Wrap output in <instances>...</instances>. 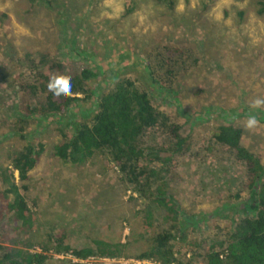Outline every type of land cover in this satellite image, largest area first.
Instances as JSON below:
<instances>
[{
	"label": "rangeland",
	"instance_id": "1",
	"mask_svg": "<svg viewBox=\"0 0 264 264\" xmlns=\"http://www.w3.org/2000/svg\"><path fill=\"white\" fill-rule=\"evenodd\" d=\"M259 2L264 0H173L169 7L154 0H54L53 6L0 0V165L24 142L43 144L24 194L35 214L34 226L14 238L45 242L47 234L60 229L66 243L80 247L100 235L99 219L104 216L121 229V242L131 237L127 253L145 247L135 205L128 200L130 191L123 192L104 156L97 153L76 166L54 155L58 128L66 118L36 114L24 127V140L15 134L13 96L26 79L20 81V65L9 58L6 45L19 58L26 51L47 53L68 67L85 65L98 72L89 82L93 94L69 109L68 119L89 117L93 99L116 78H133L149 91L153 104L190 136L189 150L170 168L171 189L188 237L215 236L249 213L243 166L209 140V134L220 123H233L242 129L244 146L264 163V104L255 106L264 100V14L257 13ZM126 5L132 8L129 12ZM165 44L182 51L171 56L180 71L170 77L169 91L151 84L144 66L150 57L159 72L156 63L166 57ZM250 116L257 120L251 128L246 126ZM34 244L29 250L39 247ZM176 248L185 250L181 241ZM125 258L90 263L121 264ZM68 259L77 262L53 255L46 264H67Z\"/></svg>",
	"mask_w": 264,
	"mask_h": 264
},
{
	"label": "trees",
	"instance_id": "2",
	"mask_svg": "<svg viewBox=\"0 0 264 264\" xmlns=\"http://www.w3.org/2000/svg\"><path fill=\"white\" fill-rule=\"evenodd\" d=\"M154 1L173 7V0ZM30 2L53 6L54 0ZM259 4L257 13L261 15L264 2ZM126 6L129 12L132 8ZM162 47L166 57L157 59L159 72L150 57H146L150 60H146L144 66L151 84L156 83L161 90L169 91L170 77L180 71L173 65L177 62L171 56L182 51L177 46L165 44ZM6 49L9 58L20 65V81L26 79L17 85L13 96L16 99L11 116L14 117L15 134L24 140V127L36 114L45 118H66L58 128L60 139L53 146L54 155L63 163L76 166L86 163L97 153L104 156L106 165L116 170L123 192L130 191L128 200L135 205L133 214L138 218L140 240L145 247L127 253L131 237L127 235L125 242H121V229L104 216L99 219L100 235L80 247L66 243V234L60 229L47 234L45 242L14 238L19 232L32 230L35 221L24 194L28 190L29 172L38 161L43 144L27 141L21 149L8 154L4 166L0 165V264H46L54 254L62 252L80 259L92 255L127 256L156 264H264V163L244 146L240 127L220 123L210 130L209 140L221 145L243 166L249 213L233 219L226 230L219 229L215 236L190 238L181 222L182 208L170 182V168L178 156L189 150L190 136L168 113L153 104L149 91L133 78H116L109 89L93 99L94 108L89 117L68 119L69 109L93 94L89 82L98 72L91 66L68 67L47 53L26 51L19 58L12 46L6 45ZM161 71H164L163 76ZM54 76L71 79L70 97L57 98L48 91L47 84ZM9 239L12 243L5 244ZM179 241L185 248L182 253L176 248ZM34 243H38L41 252L29 250ZM187 252L190 253L188 257ZM96 263L67 261V264Z\"/></svg>",
	"mask_w": 264,
	"mask_h": 264
},
{
	"label": "clouds",
	"instance_id": "3",
	"mask_svg": "<svg viewBox=\"0 0 264 264\" xmlns=\"http://www.w3.org/2000/svg\"><path fill=\"white\" fill-rule=\"evenodd\" d=\"M72 81L70 78H66L64 76H54L52 77L48 84H47V89L48 91L57 98H67L72 95ZM264 104V100H257L255 102V106L259 107L260 105ZM257 123V120L255 116H250L249 119L247 120L246 126L251 128L255 126Z\"/></svg>",
	"mask_w": 264,
	"mask_h": 264
},
{
	"label": "built area",
	"instance_id": "4",
	"mask_svg": "<svg viewBox=\"0 0 264 264\" xmlns=\"http://www.w3.org/2000/svg\"><path fill=\"white\" fill-rule=\"evenodd\" d=\"M31 251L41 252V249L38 247L35 250H31ZM54 255L58 258H64L67 256L69 258H72L73 261L83 262V263H90L93 260L103 258L100 256L92 255V256H89L85 259H80V258L73 256L71 253H68V252H64V253L62 252V253L54 254ZM119 261H121V264H156L155 262H151L149 260H138V259L132 258V257L120 259Z\"/></svg>",
	"mask_w": 264,
	"mask_h": 264
}]
</instances>
